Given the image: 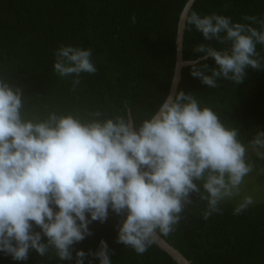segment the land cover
<instances>
[{"label":"clouds","instance_id":"1","mask_svg":"<svg viewBox=\"0 0 264 264\" xmlns=\"http://www.w3.org/2000/svg\"><path fill=\"white\" fill-rule=\"evenodd\" d=\"M242 19L248 23L215 13L187 18L205 41L225 46L199 44L193 50L198 58L186 62L203 85L216 88L219 79L240 85L246 69H264L257 51L264 46V19ZM54 55V72L75 76L72 91L81 73L97 71L90 48L61 45ZM23 98L22 87L0 79V253L14 261H27L34 250L74 264H85L87 257L88 264H112L114 252L104 240L88 253L74 247L110 212L119 217L116 243L143 255L157 230L175 231L193 194L207 202V220L222 212V202L241 196L244 178L254 170L238 138L240 127H226L193 93L170 91L139 123L99 110L29 118ZM249 145L264 148V131L257 130ZM253 202L243 195L233 214Z\"/></svg>","mask_w":264,"mask_h":264},{"label":"trees","instance_id":"2","mask_svg":"<svg viewBox=\"0 0 264 264\" xmlns=\"http://www.w3.org/2000/svg\"><path fill=\"white\" fill-rule=\"evenodd\" d=\"M189 0H0V79L23 88L25 112L41 118L50 112L84 116L99 110L108 117L129 116L139 123L169 94L176 66V39L181 13ZM192 12L213 13L232 22L248 23L243 16L264 19V0H195ZM135 15L133 24L131 17ZM183 30L182 60H196L199 44L225 47L205 41L193 25ZM252 27L259 28V24ZM92 49L95 74L60 77L54 72V52L61 46ZM264 56V46L257 45ZM203 63V62H202ZM215 67L214 61H206ZM181 69L177 91L195 94L201 107H210L226 127H240L239 140L254 164L248 176L264 192V155L249 141L264 131V69H246L240 85L219 79L216 88L203 85ZM260 183V184H259ZM175 231L164 240L190 264H264V201L251 204L239 215L234 198L220 204L221 213L203 219L207 202L192 196ZM239 201V200H238ZM119 217L110 212L104 224L93 222V235L74 245L76 250L96 251L104 240L114 252L112 264H177L154 242L143 255L116 243ZM38 230V229H37ZM46 242V239H45ZM75 256V252H73ZM51 257V258H49ZM87 257L85 264L88 260ZM0 264H74L60 261L54 252L40 257L30 251L27 261H14L0 253ZM93 264H99L93 260Z\"/></svg>","mask_w":264,"mask_h":264},{"label":"water","instance_id":"3","mask_svg":"<svg viewBox=\"0 0 264 264\" xmlns=\"http://www.w3.org/2000/svg\"><path fill=\"white\" fill-rule=\"evenodd\" d=\"M195 0H189L185 7L183 8V11L180 16L179 25H178V32H177V39H176V46H177V54H176V66L174 70V75L172 79V84L170 91H177V86L180 80L181 75V69L185 66H190L186 64L182 60V39H183V30L185 21L187 18L188 11L193 4ZM131 119V117L129 116ZM132 120V119H131ZM154 243L164 252H166L173 261H175L177 264H190L189 261H187L175 248H173L166 240H164L159 234H156V237L154 239Z\"/></svg>","mask_w":264,"mask_h":264},{"label":"rangeland","instance_id":"4","mask_svg":"<svg viewBox=\"0 0 264 264\" xmlns=\"http://www.w3.org/2000/svg\"><path fill=\"white\" fill-rule=\"evenodd\" d=\"M256 151L264 155V148L256 149ZM260 185H261L260 187H264V183H261ZM241 187H242V194L241 196L235 197L234 202L240 203L242 201L243 195L251 196L254 201L252 204H259L260 202L264 201V192L261 189H259L254 184V182L250 180V178L245 177L244 184Z\"/></svg>","mask_w":264,"mask_h":264}]
</instances>
